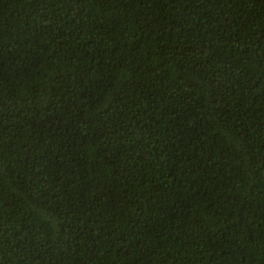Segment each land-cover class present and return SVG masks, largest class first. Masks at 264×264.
<instances>
[{
	"label": "trees",
	"instance_id": "1",
	"mask_svg": "<svg viewBox=\"0 0 264 264\" xmlns=\"http://www.w3.org/2000/svg\"><path fill=\"white\" fill-rule=\"evenodd\" d=\"M0 264H264V0H0Z\"/></svg>",
	"mask_w": 264,
	"mask_h": 264
}]
</instances>
